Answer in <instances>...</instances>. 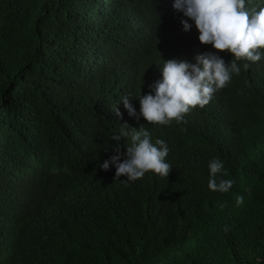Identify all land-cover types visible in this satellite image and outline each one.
<instances>
[{"label": "trees", "instance_id": "trees-1", "mask_svg": "<svg viewBox=\"0 0 264 264\" xmlns=\"http://www.w3.org/2000/svg\"><path fill=\"white\" fill-rule=\"evenodd\" d=\"M171 4L0 0V264H264V59L238 61L249 66L181 121L148 124L134 98L163 60L217 51ZM123 123L167 143L166 177L99 167ZM213 157L227 193L207 188Z\"/></svg>", "mask_w": 264, "mask_h": 264}, {"label": "clouds", "instance_id": "clouds-1", "mask_svg": "<svg viewBox=\"0 0 264 264\" xmlns=\"http://www.w3.org/2000/svg\"><path fill=\"white\" fill-rule=\"evenodd\" d=\"M172 9L182 15L179 20L181 30L187 32L194 26L201 45H210L217 51H205L195 54L191 61L170 58L159 66V78L148 85L149 91L134 98L138 101V114L148 124L168 125L171 121L183 119L192 107H204L213 94L225 87L233 74L238 75L241 67L238 61L257 62L264 59V6L246 8L245 0H172ZM186 18V19H185ZM189 21L191 23H189ZM227 50L233 58L228 63L218 55ZM127 95L118 102L129 117H136L134 108ZM112 114L119 118L121 113L113 105ZM121 138H127L121 160ZM113 155L99 164L103 170L109 165L115 169V176H125L126 182L140 179L151 171L166 177L171 166L165 157L168 154L167 143L162 139L150 138V132L144 125L132 128L127 123L120 125L117 133L110 137ZM207 188L218 193H227L234 180L228 177L222 159L213 157L207 163ZM243 198L235 197L236 205ZM224 206L223 202L219 205Z\"/></svg>", "mask_w": 264, "mask_h": 264}]
</instances>
